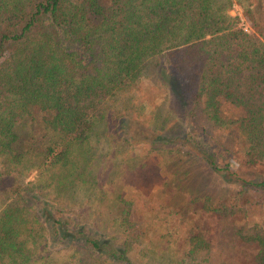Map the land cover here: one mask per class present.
Segmentation results:
<instances>
[{
  "label": "trees",
  "instance_id": "trees-1",
  "mask_svg": "<svg viewBox=\"0 0 264 264\" xmlns=\"http://www.w3.org/2000/svg\"><path fill=\"white\" fill-rule=\"evenodd\" d=\"M249 192L264 0H0V264H264Z\"/></svg>",
  "mask_w": 264,
  "mask_h": 264
},
{
  "label": "rangeland",
  "instance_id": "rangeland-1",
  "mask_svg": "<svg viewBox=\"0 0 264 264\" xmlns=\"http://www.w3.org/2000/svg\"><path fill=\"white\" fill-rule=\"evenodd\" d=\"M230 14L232 16H238L240 18V24L239 26L242 27V28H247L248 31H249V21L244 18L242 16V11H241V8L238 7V6H235L232 11L230 12ZM144 87H147V83H143ZM153 92H156L155 94H157V97L158 99L160 100V98H162L160 92L158 91H153ZM149 92H147V95H148ZM159 100H157V104L159 102ZM147 106V111H145L144 113H142L141 115H139L138 113L134 112L135 115H132L133 118H135V122L132 124L131 128H136L137 127V123H144L145 125H147V121L151 119V113H150V105L149 104H146ZM162 117L164 116H170L163 108L162 110ZM139 118V119H137ZM203 122L201 121H198V124H202ZM149 124V123H148ZM104 146H101L100 145V149H102ZM142 148V149H141ZM146 148L147 147H144V146H140V148L136 147V152H138V154L141 155H144L145 152H146ZM155 161H152V170H151V174H152V177H154V186L152 187V190L155 192V193H158L161 191V183L163 182V174L164 171H163V168L161 167H155ZM234 165H233V168L235 170H237L239 172V161H236V162H232ZM204 170L203 169H199L198 171V174H202ZM242 174H245V173H242ZM121 178L118 179V181H120ZM222 188V185H219L218 186V190ZM124 192L125 193H128L130 194V192L128 191V188L126 187L124 189ZM249 195L251 196V200H252V203L251 205H248L247 206V217H248V220H249V225H252L254 223L260 225V226H264V193H259V194H255V193H252V192H249ZM241 255V253H240ZM147 264H156L152 261V259L150 260H147Z\"/></svg>",
  "mask_w": 264,
  "mask_h": 264
},
{
  "label": "built area",
  "instance_id": "built-area-1",
  "mask_svg": "<svg viewBox=\"0 0 264 264\" xmlns=\"http://www.w3.org/2000/svg\"><path fill=\"white\" fill-rule=\"evenodd\" d=\"M241 28H242V27H241ZM242 29H243L245 32H248V29H247V28H245V29H244V28H242Z\"/></svg>",
  "mask_w": 264,
  "mask_h": 264
}]
</instances>
